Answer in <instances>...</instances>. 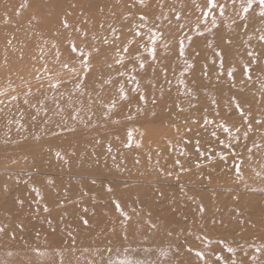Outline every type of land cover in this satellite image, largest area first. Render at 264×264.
Masks as SVG:
<instances>
[{"label":"rangeland","instance_id":"374dc122","mask_svg":"<svg viewBox=\"0 0 264 264\" xmlns=\"http://www.w3.org/2000/svg\"><path fill=\"white\" fill-rule=\"evenodd\" d=\"M215 3L0 0V264H264V15Z\"/></svg>","mask_w":264,"mask_h":264},{"label":"snow or ice","instance_id":"6c2138e0","mask_svg":"<svg viewBox=\"0 0 264 264\" xmlns=\"http://www.w3.org/2000/svg\"><path fill=\"white\" fill-rule=\"evenodd\" d=\"M141 2H142V0H141ZM207 3H208V6H209V9L217 7V4L215 3V0H207ZM254 3H256V4L259 5V7H260V9H261V15H264V0H244V3L241 5L242 12H243V13H247V12L249 11V9L252 8V6H253ZM223 7H224L223 5H219V8H220L221 10L223 9ZM208 14H209L208 11H205V12H204V16H207ZM221 14H223L222 11H221ZM177 18H179V17H177ZM139 19H140L141 21H145V20H146V17H145V16H140ZM213 24H215V21H213ZM65 27H67V24H65ZM134 27L136 28L135 36H137V37L141 36L142 33L139 31V29L145 27V25H144L143 23H141V24L136 25V26H134ZM149 31L152 32V35H151V43H152L153 46L148 47V48H147V52H148V55L154 57V54H155V51H156L154 45L156 44V39H157V37H156V33H155V32H153L151 29H150ZM260 39H261L262 41H264V35H262V36L260 37ZM105 43H107V41H105ZM141 47H143V45H141ZM179 49H180V55L183 56V54H184V53H183V49H184L183 41H181V42L179 43ZM71 51H72L73 53H76L77 51H80V52H81L82 59L80 60V63L83 65V70H84L85 72H87V71H88V55H89V54L84 53L82 50H79L75 45H72V47H71ZM128 51H129L128 47H127V46H124V48H123V52L127 53ZM218 55H219V53H218ZM249 55H251V53H249ZM135 59L139 60V59H140L139 55H137V56L135 57ZM123 60H124V56L121 55L120 58L117 59L115 62H116L117 64H122V63H123ZM190 66H191V65H189V67H190ZM63 67L67 68L68 65H67V64H64ZM139 68H140V69H143V68H144V63H143L142 61L139 63ZM133 70H135V69H133ZM232 71H233V70H229V72H228V75H229V76L232 75ZM247 72H248V69L245 68V74H247ZM119 75H120V76H124L125 74H124L123 72H121V73H119ZM85 78H86V77L81 78V79L76 83L75 87H76L77 89H79V88L81 87V84H82V82H83V79H85ZM135 79H136V78H135L134 76H130L128 82H129V83H132L133 81H135ZM52 86H53V87H56L55 84H53ZM132 90H133V91H138V88H133ZM119 92H120V99H121V100L126 99L125 92H124V85H123V84L120 85ZM140 98H141V99H144L143 96H141ZM13 99H15V97H13ZM113 106H114V105H113ZM71 118H72L73 120L77 119V115H76V113H73V115H72ZM205 123H206V124H210V123H212V121H210V120H208L207 118H205ZM257 123H260V121H257ZM221 127L223 128V131H224V132L229 133V135L232 134V133H231V130H230L228 127H226V126H224V125H221ZM250 130H251V126L249 125V131H250ZM236 131H239V129H236ZM245 135H247V133H245ZM213 136H215V133H213ZM129 140H131V132H129ZM220 143H221V144H224V141H220ZM129 146H130V143L125 145V147H129ZM254 146H255V147H259V145H254ZM225 147H227V145H225ZM109 151H111L110 148H109ZM249 151H251V149H249ZM57 155L59 156V154H57ZM177 163H179V161H177ZM237 172H239V165H237ZM116 207H117V210H118V211H121V208H120V205H119V204H117ZM122 214H123V213H122ZM85 223H87V221H85ZM0 231H3V229H0ZM260 250H261V249H257V251H260ZM163 254H164V253H162V255H163ZM197 255H198V256H201V258H202V254H201V253L198 252ZM217 259L219 260V259H221V257L217 256ZM118 264H131V262L128 261L127 259H122V260H120V261L118 262ZM233 264H235V261H233Z\"/></svg>","mask_w":264,"mask_h":264}]
</instances>
